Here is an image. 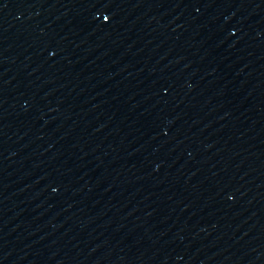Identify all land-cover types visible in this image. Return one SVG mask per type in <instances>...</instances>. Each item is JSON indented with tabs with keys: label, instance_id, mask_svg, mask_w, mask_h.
Segmentation results:
<instances>
[{
	"label": "snow or ice",
	"instance_id": "obj_1",
	"mask_svg": "<svg viewBox=\"0 0 264 264\" xmlns=\"http://www.w3.org/2000/svg\"><path fill=\"white\" fill-rule=\"evenodd\" d=\"M107 19V18H106Z\"/></svg>",
	"mask_w": 264,
	"mask_h": 264
}]
</instances>
